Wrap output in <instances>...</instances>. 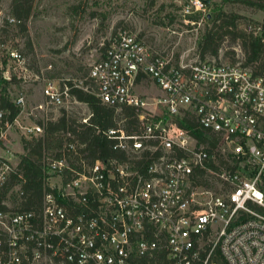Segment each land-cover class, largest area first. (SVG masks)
<instances>
[{"label":"built area","instance_id":"built-area-1","mask_svg":"<svg viewBox=\"0 0 264 264\" xmlns=\"http://www.w3.org/2000/svg\"><path fill=\"white\" fill-rule=\"evenodd\" d=\"M206 6L204 0H190L182 10L196 18L185 20L200 24L208 16ZM17 22L0 3V33ZM243 31L262 46L248 64L240 44L231 61L175 64L171 54L152 51L127 30L103 42L102 56L85 78L90 83L74 85L90 89L117 111L122 104L133 106L137 129L126 131L123 118L100 129L124 157L75 162L71 156H47L49 189L41 214L0 210V264H264V211L256 208H264L259 186L264 174V17L248 18ZM0 53L6 58L5 63L0 59L6 78L14 74L26 82L37 76L21 51L2 37ZM139 73L162 91L153 102L133 90ZM42 96L44 103L36 109L49 103L69 110L68 83L47 79ZM15 102L22 112L25 93L20 91ZM184 113L216 140L211 153L172 119ZM2 118L0 110V123ZM24 130L38 134L42 126L34 122ZM73 148L74 142L68 145ZM223 150L229 158L245 160L252 174L218 164L216 153ZM15 168L0 155V187ZM197 170H204L208 182L197 183Z\"/></svg>","mask_w":264,"mask_h":264},{"label":"rangeland","instance_id":"rangeland-1","mask_svg":"<svg viewBox=\"0 0 264 264\" xmlns=\"http://www.w3.org/2000/svg\"><path fill=\"white\" fill-rule=\"evenodd\" d=\"M189 1L35 0L32 16L27 21L31 49L25 47V37L16 30V26L10 27L7 37V44H15L24 55L30 71L37 76L30 77L26 82L20 81L19 87H13V95L19 90L25 93V107L17 116V122L7 126L0 143V154L17 156L22 151L21 138L29 137L24 126L43 118L44 114H52L53 118L59 114L60 109L49 103L43 109H36L38 103H44L42 89L45 81L53 79L59 84L70 81L83 85L92 63L102 55L101 44L119 30L134 33L152 51L171 54L175 64L200 60L196 43L206 26V18L200 24L188 23L185 19L189 16L182 9ZM0 3L9 7L10 0H0ZM206 4L208 15L216 10L239 15L237 27L242 30L248 18L264 17V10L241 2L209 0ZM73 5L80 8L74 12L71 9ZM238 49L239 40L231 43L225 39L218 49V55H206L205 59L231 61V55L227 53L233 50L237 54ZM2 56L0 53V59ZM133 90L149 102L162 95L148 76L142 77ZM82 106L73 100L65 101V107L78 117L83 116ZM153 106L154 111H159L158 104ZM226 152L223 150V156L227 158ZM219 186L220 183H217V189Z\"/></svg>","mask_w":264,"mask_h":264},{"label":"trees","instance_id":"trees-1","mask_svg":"<svg viewBox=\"0 0 264 264\" xmlns=\"http://www.w3.org/2000/svg\"><path fill=\"white\" fill-rule=\"evenodd\" d=\"M226 1V0H222ZM241 2L253 8L264 10V0H227ZM10 11L18 20L13 25L16 30L21 32L25 37L24 43L27 49H31V41L27 36V21L32 16L35 7V0H10ZM79 5H73L71 9L76 12ZM195 19V15H187ZM240 16L235 13H225L222 10H216L206 16V26L198 36L197 52L201 59L206 55L216 57L218 49L225 39L231 43L239 40L242 52L245 54L244 64H248L257 58L262 51L261 42L258 38L243 31L237 27L240 22ZM10 27L1 29L0 37L7 40ZM15 47V44H12ZM104 48V46H103ZM227 54L234 56L235 52L230 50ZM5 63L6 58L2 56ZM140 75L137 74L135 80ZM69 93L72 98L83 102L90 109L91 114L87 121L74 115L72 110H66L64 107L59 108V114L53 118L49 115L47 118H38L36 122L42 126V132L38 134H28L29 137L21 138L22 151L17 153L18 162L16 163L15 172L11 174L8 181L0 187V210L3 211H23L31 210L37 216L42 212L43 195L49 189L47 168L44 159L47 156L60 158H73V161L79 162L81 158L92 162L95 158H107L110 156H123L122 152L112 149L110 138L100 132L115 126V119L123 118V127L126 131L137 129L138 111L131 105L122 104L117 111L114 106L101 103L100 100L91 92L90 89H84L82 86L74 85L68 81ZM20 80L14 74L10 78L4 76V68L0 67V110L3 112V118L0 123V143L2 134L7 125L13 123L14 119L21 112V106L15 102L16 96L20 93L15 92L13 87H19ZM172 119L181 127L189 131L198 143L206 145V149L211 153L216 146V140L208 134L195 120L190 113H184L181 116L175 115ZM74 142V148L68 149V145ZM69 158V159H71ZM218 164L227 169H240L247 175H251V167L245 160L224 157L216 153ZM72 161V162H73ZM209 165L218 167L212 161ZM198 176H195L197 183L208 182L204 177V170H197ZM259 186L264 190V174H260ZM259 211L264 208L256 206ZM246 216V215H245Z\"/></svg>","mask_w":264,"mask_h":264},{"label":"crops","instance_id":"crops-1","mask_svg":"<svg viewBox=\"0 0 264 264\" xmlns=\"http://www.w3.org/2000/svg\"><path fill=\"white\" fill-rule=\"evenodd\" d=\"M73 11V10H72ZM105 42H107V41H105ZM102 45V44H101ZM103 45H102V52H103ZM102 56V55H101ZM101 58V57H100ZM142 77H145V75L144 74H142V75H140V77L137 79V80H135V82H134V85H136V83L138 82V81H140L141 79H142ZM147 77V76H146ZM86 78V77H85ZM81 80V79H80ZM79 80V81H80ZM86 84H88V83H90V81L87 79L86 81ZM157 86V85H156ZM158 87V86H157ZM159 88V87H158ZM159 91L160 92H162L161 91V89L159 88ZM161 95V94H160ZM145 99H147L146 97H144ZM73 99V98H72ZM71 99V100H72ZM74 100V99H73ZM149 101V100H148ZM75 102H77L78 104H82L83 106V108H84V112H83V116H86V115H88L89 113H91V111H90V109L87 107V105L85 104V103H83V102H78V101H75ZM150 107L151 108H154V106H153V104H151L150 105ZM71 110V109H70ZM3 137V136H2ZM0 155H2V154H0ZM3 156H5V157H7V158H9L11 161H12V163L13 164H16L17 162H18V156H14V155H12V154H7V155H3Z\"/></svg>","mask_w":264,"mask_h":264},{"label":"water","instance_id":"water-1","mask_svg":"<svg viewBox=\"0 0 264 264\" xmlns=\"http://www.w3.org/2000/svg\"><path fill=\"white\" fill-rule=\"evenodd\" d=\"M205 2L207 3V2H209V0H205Z\"/></svg>","mask_w":264,"mask_h":264}]
</instances>
